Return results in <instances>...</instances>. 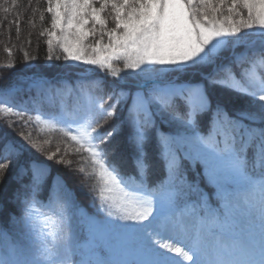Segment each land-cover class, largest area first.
I'll use <instances>...</instances> for the list:
<instances>
[{"label": "snow or ice", "instance_id": "1", "mask_svg": "<svg viewBox=\"0 0 264 264\" xmlns=\"http://www.w3.org/2000/svg\"><path fill=\"white\" fill-rule=\"evenodd\" d=\"M224 5L47 0L46 63L24 86L13 91L10 80L0 90V112L21 117L0 125L32 153L0 138V264H264V0ZM114 59L131 71L110 80ZM60 64L89 67L77 76ZM220 92L250 103L229 109ZM37 111L63 128L71 163L66 148L26 130L23 114ZM118 149L133 171L113 162ZM49 162L88 189L96 217L80 212ZM89 168H99L102 184ZM13 230L32 243L9 242ZM98 239L110 242L108 255Z\"/></svg>", "mask_w": 264, "mask_h": 264}, {"label": "trees", "instance_id": "2", "mask_svg": "<svg viewBox=\"0 0 264 264\" xmlns=\"http://www.w3.org/2000/svg\"><path fill=\"white\" fill-rule=\"evenodd\" d=\"M0 6H2L0 7V90H2L5 85H8L11 80L13 83V91H15L17 86H24L25 81L27 80V75L30 76L34 69L38 70L39 65L46 63L47 61V41L49 38L47 32L51 26V15L47 13V0H0ZM4 8H8L9 10L5 12L3 10ZM41 17H43V19H41ZM53 50L57 53L60 51L56 46L55 41ZM223 55L225 60L231 58L230 53L228 52H225ZM58 63H63V61ZM71 68L72 66L70 64L59 65L61 71H69V74L71 75L79 76L88 71V67L85 66H79L75 71H72ZM101 70L103 72L105 71L104 69ZM102 71L101 74L103 73ZM125 72L129 71L112 67L111 70H109L108 75L110 80H116L119 79V75ZM16 82H19V85H17ZM95 83H99V81H95ZM217 98L224 102L229 109H235L238 106L250 103V101L246 99H238L228 92H220ZM38 113L41 112H25L23 114L24 117L30 118L31 120V126H27L26 130L33 134L34 140L44 144L45 147L66 148L68 161L71 163L72 155L74 153L71 146L66 144L63 140L64 130L59 127L44 126L37 120ZM125 116L126 107L121 106L120 117L124 118ZM5 117H7L10 122L12 120L21 119L20 116L16 115L15 111L12 113L0 112V119H4ZM25 122L27 124V121ZM0 138L12 140L17 144L22 145L25 151L28 152V155H32L31 151L27 149L26 145H23V142L16 136L15 132L4 125H0ZM122 139L123 137H121V140ZM45 141L47 142L45 143ZM113 143H120V141H114ZM120 157L121 152L118 149L116 155L112 157L113 162L119 163L121 170L125 174L133 171L130 154L123 160H121ZM153 160L155 161V155H153ZM49 163L52 167L53 176L59 171L63 173L65 178H67L70 187L73 188L80 208H84L88 213L97 215L96 207L91 202V195L89 194L88 189L81 186L80 181L72 175L70 170L68 171L67 169H62L59 165L52 164L51 162ZM88 171L90 174L96 176V181L101 183L95 169L89 168ZM157 178L158 174L153 176V180ZM10 179L11 174L6 179L5 185H7ZM210 190L211 186L208 187L207 191ZM37 211L51 215L46 208H42L39 205H37ZM44 219V216L39 217L38 227L43 228L46 234L51 233L53 229L44 224ZM51 238V235H49V239ZM82 238L83 233L79 230L78 239L81 240ZM8 239L9 242L25 241L29 244L32 243V239L26 235H21L19 230L8 232Z\"/></svg>", "mask_w": 264, "mask_h": 264}, {"label": "rangeland", "instance_id": "3", "mask_svg": "<svg viewBox=\"0 0 264 264\" xmlns=\"http://www.w3.org/2000/svg\"><path fill=\"white\" fill-rule=\"evenodd\" d=\"M226 5V6H225ZM225 9H227V7L230 6V0H225ZM244 14H243V19H247V12L246 10H243ZM237 19H239V17H237ZM111 28L112 27V24L111 22L109 21L107 24H106V28ZM249 38H253V37H249ZM107 40V37L105 36V41ZM86 44H90L92 43V38L91 36L85 41ZM62 51V50H60ZM85 67H89V66H85ZM112 67H116L117 69H121V70H127V69H124L123 67V62L122 61H119V60H113L112 62ZM102 71V70H100ZM127 71H131V70H127ZM103 72V71H102ZM37 120L42 123L44 126H47V127H59L61 129H63L60 125H58L54 120L52 119H49L47 118L45 115H43L42 113H38V116H37ZM95 171L97 173V175L99 176V168H95ZM103 182L101 181V184ZM113 195H116V196H119L121 195L118 190H115L113 192ZM80 212L83 213L85 216H91V217H96L97 215H94V214H91V213H88L86 212L85 209L83 208H80ZM99 218V217H98ZM40 221V220H39ZM83 233V238L80 240L81 244H83L87 239H88V236H87V232L86 230L84 229H80ZM96 244H97V248H98V252L99 254L101 255H108L111 251V248L109 246L110 242L106 239H98L96 241Z\"/></svg>", "mask_w": 264, "mask_h": 264}]
</instances>
